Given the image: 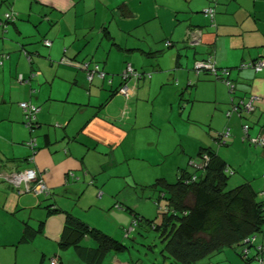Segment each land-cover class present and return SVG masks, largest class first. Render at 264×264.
<instances>
[{
  "label": "crops",
  "instance_id": "crops-1",
  "mask_svg": "<svg viewBox=\"0 0 264 264\" xmlns=\"http://www.w3.org/2000/svg\"><path fill=\"white\" fill-rule=\"evenodd\" d=\"M210 1L0 0V141L5 143L2 146L0 142V173L34 168L50 189L46 196L17 194L0 176V264H5L8 256L22 264L36 260L43 264L45 256L56 251L47 241L56 240L59 247L65 213L83 219L77 209L92 208L98 199H103L101 184L109 181L108 169L112 164L130 159L156 162V157L129 155L133 154V147L128 148V141L131 138L134 144L136 135L130 129L139 127L138 113L144 110L140 101H149L148 89L154 82L163 85L165 81L170 84L179 80L173 83L175 96L188 92L189 98H193L188 100L190 106L201 100L191 88L200 73L195 72L194 79L185 46L193 47L194 56L198 54L194 61L213 57L219 67L229 70V78L237 85L236 92L229 97L219 94L215 86L210 102L216 106L236 103L244 93L256 97L255 109L246 118L249 116V134H258L264 126V71L238 67L242 62L264 56V0H219L216 26L202 13ZM7 12H14L16 17L6 21L4 27ZM189 28L201 29L199 44L187 43L185 34ZM44 40H49L50 45L46 46ZM173 47L175 51L169 55L172 67L163 68L160 61L151 59ZM138 53L147 60L140 59ZM184 55L187 62L182 67ZM62 57L69 62H61ZM85 61L97 62L109 78L95 75L89 82L83 69ZM127 63L143 73L141 79L128 82V97L118 92L120 74ZM150 69V75L145 76ZM203 78L206 79L201 81H213ZM23 101L39 106L33 131L23 126L19 105ZM129 102L132 111L128 116ZM244 116L243 112L242 117L233 114L225 124L233 133L232 142L238 139L243 148ZM32 137L36 139V150L30 160L32 151L26 142ZM208 142H199L195 152L185 154L187 162H192L201 147L216 149ZM261 188L260 184L255 187L256 191ZM48 207L57 208V214L63 216L56 218ZM53 218L59 222L57 227H51ZM23 233L26 239H21ZM106 258L108 264H124L118 252H108ZM196 264L243 262L229 248Z\"/></svg>",
  "mask_w": 264,
  "mask_h": 264
},
{
  "label": "rangeland",
  "instance_id": "rangeland-1",
  "mask_svg": "<svg viewBox=\"0 0 264 264\" xmlns=\"http://www.w3.org/2000/svg\"><path fill=\"white\" fill-rule=\"evenodd\" d=\"M185 50L190 55L188 67L193 70L195 79L194 58L198 57V54L196 53V56L193 55V47L185 46ZM171 51H175V47L151 59L154 60L153 62L160 61L163 68L167 66V68H170L172 67L169 57ZM138 57L140 59L142 57L144 61L148 58L140 54ZM182 59L184 60L182 67H185V62H187L185 55ZM138 61L140 62L141 60ZM177 72L179 71L177 70ZM203 72H200V77L197 78L199 80H194L193 83H196V85L191 87L194 92L198 93L201 100L194 101L191 106L188 100L193 98H189L188 92H183L182 97L175 96L176 88L173 83L177 84L179 80H174L170 84L165 81L163 85L154 82L150 86V89H148L151 94L149 101H140L141 108L144 110H139L138 113L137 124L139 127L130 129V131L133 130L134 134H136L134 136V144L131 138L128 141V148L133 147L131 149L133 154L129 153V149L126 151H128L129 155L135 157L151 156L152 159L156 157V162H142L140 159H130L129 162H115L108 169L110 175L109 181L101 184L103 186H101L100 191L105 192L102 196L103 199H98L99 201L97 200L98 202L92 208L89 207L81 211L77 209V212L80 213L79 215L88 221L89 224L113 236L117 235L121 239L117 238L125 244L126 248L118 253L120 260L122 259L121 262L124 264H169L170 259L165 258L161 253L163 242L160 239V234L145 224L144 221L135 226L132 223L133 217L130 211L136 208L137 210L135 211L138 213L142 212L143 216L153 219L155 223H159L162 218V212L154 200L157 194L148 185L161 176H164L169 182H174L178 170L181 168H187L189 172L196 171V166L192 164L195 161L194 157L196 153L192 157V162H187L186 158L188 156L185 157V154H189L191 151L195 152L198 149L196 146L199 142L209 141L208 143H212L220 151L218 154L227 161V167L232 173L229 177V186L232 187L245 180H249L254 189L260 184L262 188L260 191L257 190L258 196L259 198L264 197V148L251 145L248 141H245L243 148L238 139L232 142L234 137L229 127L228 135L222 138V141H225L228 145L221 144L219 146L216 142H213L215 136L227 130L225 126L227 120L233 114L237 115L238 112L235 111L229 117L226 115V112L232 110L230 102L228 105L220 104L219 106H216L214 102H210V97L216 89L215 86H217L219 94H225L226 97H229L231 94L221 79H215V76L211 73L204 75ZM150 73L151 69L147 71V75L145 76L150 75ZM203 77H209L213 81H201L202 79H206ZM216 82H221L224 88L220 83L216 84ZM132 99H130V102ZM130 102L128 116L130 115V111H132V104ZM243 113L245 114V118H243L244 123H248L249 116L246 118V114L249 113L245 111ZM126 119L123 120V124ZM0 142L2 146H5V143ZM245 154L247 158H245ZM258 154H260L259 159H257ZM107 193L111 195L110 198H108ZM118 202L121 204L120 208L117 207L119 205ZM163 203V200H161L160 204L162 205ZM61 215L63 216L62 213H55L53 216L58 218ZM50 224L51 227H55V225L57 227L59 222L53 218ZM126 228L130 231L124 235ZM47 242L56 249L53 254L60 255L63 264H88L73 246L61 249L58 247L56 240ZM83 244L89 247L95 246L92 239L85 240ZM21 248L23 247L19 249ZM226 250H229V248ZM51 256H45L43 264H49ZM3 263L22 264L21 261L16 262L12 256L6 257ZM26 263L38 264L37 260L36 262ZM101 263L108 264L109 261L105 258ZM254 263L255 261H252L251 264Z\"/></svg>",
  "mask_w": 264,
  "mask_h": 264
},
{
  "label": "trees",
  "instance_id": "trees-1",
  "mask_svg": "<svg viewBox=\"0 0 264 264\" xmlns=\"http://www.w3.org/2000/svg\"><path fill=\"white\" fill-rule=\"evenodd\" d=\"M218 3L219 0H215V2L211 0L209 5H213L216 9ZM6 14L9 17L4 14L6 19L5 22H2L4 27L9 20L14 21V17H16L14 12H7ZM208 20L211 25L216 26L215 18L214 21H210L209 18ZM198 29L201 31L200 28H189L186 31L187 43L191 46L196 44L190 43L188 32ZM165 45L169 46L170 42L166 41ZM24 53L31 59L29 52L26 51ZM259 59L264 60V56L245 62H256ZM196 61H194V64ZM84 63H87L86 68H83L85 71H91L97 64V62L90 61H85ZM97 65L99 66V64ZM240 65L238 68L244 69ZM249 68L252 70L251 67ZM99 69L104 72L105 76L107 75L101 67ZM221 69L223 67L217 65V72L213 74L206 69L197 71L194 68L197 74L204 71L211 73L215 76V79H221L224 83L225 80H230L235 85L233 89L228 88L232 96L236 92L237 85L229 78V73L228 75L221 74ZM136 71L140 74L134 79L137 81L142 78L143 73ZM262 71H264V68L255 72ZM107 76L109 78V75ZM120 77V86L133 80L129 78L130 76L123 77V71ZM246 95L244 93L236 103L231 105L238 104L242 99H248L251 96ZM230 115L227 116L230 117ZM239 116L242 117V113ZM244 124L248 123L243 122L241 127ZM249 128L250 125L248 124L247 134H244L242 128V140L248 141L251 145L257 147L261 146L252 143L250 138L263 135L264 126L254 136L249 134ZM222 134L219 133L218 136L214 137V141L219 146L228 144L222 141V138H225ZM261 147L264 148L263 146ZM194 160L195 162H192V164L196 166V171L189 172L187 168H181L178 170L174 182H169L165 178L160 177L148 185L157 194L154 200L162 212L161 221L155 223L153 219H149L143 216L142 213L131 209L132 223L136 226L144 221L145 224L160 234V239L163 242L161 253L165 258L170 259L169 264L196 263L227 248L234 249L243 264H251L252 261H255L254 264H256L258 257L264 260V197L259 198V193L254 189L250 181H244L232 187L229 186V177L232 173L227 167L228 163L220 157L216 149L209 146L201 147ZM161 200L164 202L162 205L160 204ZM117 207H120V205ZM47 209L49 213L58 212L55 207H48ZM64 218L59 247L63 249L73 246L88 264H102L101 262L106 258L108 252H121L126 248L125 244L113 235L89 225L72 213L66 212ZM42 226L43 221L39 225L38 232L41 231ZM88 238L95 242L94 247L83 244L84 240ZM21 239H26L24 233ZM53 256L57 257V264H63L60 255L53 254Z\"/></svg>",
  "mask_w": 264,
  "mask_h": 264
},
{
  "label": "built area",
  "instance_id": "built-area-1",
  "mask_svg": "<svg viewBox=\"0 0 264 264\" xmlns=\"http://www.w3.org/2000/svg\"><path fill=\"white\" fill-rule=\"evenodd\" d=\"M215 2V0H213ZM203 14L210 19V21H214L216 9L213 5H209L203 8ZM6 17H9L8 14H6ZM201 31L193 30L188 32L189 40L191 44H197L201 40ZM45 45L49 46L50 41L44 40ZM61 62H69V59L66 57H62ZM87 63L83 64V68H86ZM196 70L200 69H206L215 74L217 72V65L216 61L213 57L207 58V60H197L194 64ZM241 68H249L251 67L253 71H261L264 68V60H257L256 62H243L240 65ZM87 80L90 82L93 78V76H98L99 78L103 79L105 77V74L103 71L99 69V66L95 64V66L92 68L91 71H85ZM223 75H228L229 71L226 68L221 69L220 71ZM130 76V79H135L136 77L140 76V74L131 66L130 63L126 64L125 69L123 70V77ZM110 81V79L108 80ZM226 85L229 89L234 88V83H232L230 80H225ZM118 92L129 96L131 94V89L128 85V82H125L122 84ZM256 97L250 96L248 99H242L238 104L232 105V110H229L226 112V115H230L234 113L235 111L238 112V115L242 112H249L253 110L254 102ZM22 113H23V125L24 127L29 130L33 131L35 127H37L36 122V114L39 111V106L32 103L31 101H23L19 103ZM243 131L244 134H247L248 130V124L243 125ZM229 133V129L222 134L223 136H227ZM250 141L256 145H261L264 147V134L261 136H256L253 138H250ZM26 145L31 149L32 153L29 157L30 160H32L34 152L36 150V139L34 137L30 138ZM197 162V161H196ZM0 176L4 177V179L15 189L17 194H23V193H31L34 196L37 195H48L50 192L49 186L41 176L34 168H24V169H14L8 172L7 174L0 173ZM264 177V173H263ZM129 229L125 230V234L129 233ZM258 262L256 264H264V260L261 257L257 258ZM49 264H57V257L53 256L50 258Z\"/></svg>",
  "mask_w": 264,
  "mask_h": 264
},
{
  "label": "water",
  "instance_id": "water-1",
  "mask_svg": "<svg viewBox=\"0 0 264 264\" xmlns=\"http://www.w3.org/2000/svg\"><path fill=\"white\" fill-rule=\"evenodd\" d=\"M194 68H195V66H194ZM196 69V68H195Z\"/></svg>",
  "mask_w": 264,
  "mask_h": 264
}]
</instances>
